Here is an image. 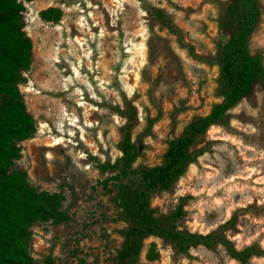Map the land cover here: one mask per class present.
Instances as JSON below:
<instances>
[{"label": "rangeland", "instance_id": "374dc122", "mask_svg": "<svg viewBox=\"0 0 264 264\" xmlns=\"http://www.w3.org/2000/svg\"><path fill=\"white\" fill-rule=\"evenodd\" d=\"M148 1L171 15L198 54L213 52L223 0ZM260 5L250 49L264 63V0ZM50 6L62 11L58 24L38 16ZM26 20L32 62L20 89L38 129L21 142L15 167L27 172L31 184L62 192L68 216L59 225H34L31 254L39 261L49 257L52 264H108L123 225L104 188L109 174L93 167L85 151L116 158L123 120L88 99L120 102L119 83L138 109L132 134L139 147L137 163L155 164L167 140L219 100L217 68L194 60L173 35L151 25L136 0H34L26 4ZM232 113L230 127L212 126L197 139L194 147L203 154L172 191L153 196L151 205L168 212L182 203L180 226L202 233L235 213L237 221L227 231L235 245L264 246V93L257 89ZM151 249L157 254L153 260ZM138 264L239 263L220 248L197 247L177 255L161 240L148 238ZM247 264H264V257Z\"/></svg>", "mask_w": 264, "mask_h": 264}, {"label": "trees", "instance_id": "16d2710c", "mask_svg": "<svg viewBox=\"0 0 264 264\" xmlns=\"http://www.w3.org/2000/svg\"><path fill=\"white\" fill-rule=\"evenodd\" d=\"M32 1L0 0V264H52L49 257L39 261L32 256L33 227L46 222L59 225L68 220L62 206V192H50L31 184L27 172L15 167L22 156L21 142L33 138L38 129L20 89L27 83L23 72L29 70L32 62V40L26 30V4ZM136 1L151 19V25L156 23L173 35L179 47L194 60L217 68L219 100L206 113L192 115L180 132L167 140L159 162L144 164L137 163L139 147L132 135L138 123L133 97L118 83L120 102L88 99L123 120L118 126L116 158L101 159L85 151L93 167L109 174L104 188L111 195L116 220L123 225L117 229L120 242L108 264H138L148 238L161 240L177 255L204 247L210 251L220 248L239 264L264 257V246L252 242L237 247L227 235L237 221L235 213L202 233L180 226L184 215L182 203L168 212L151 205L153 196L172 191L203 154V149L194 147L200 136L212 126L230 127L234 118L232 110L243 100L253 98L257 89L264 93V63L250 49V38L262 16L260 0L222 1L217 18L218 39L213 52L205 56L196 52L166 10L148 0ZM38 16L47 24H58L62 11L50 6L39 11ZM156 256L151 249L149 259Z\"/></svg>", "mask_w": 264, "mask_h": 264}]
</instances>
